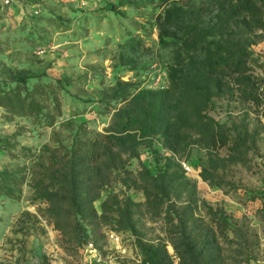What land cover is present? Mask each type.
<instances>
[{"label":"rangeland","instance_id":"rangeland-1","mask_svg":"<svg viewBox=\"0 0 264 264\" xmlns=\"http://www.w3.org/2000/svg\"><path fill=\"white\" fill-rule=\"evenodd\" d=\"M21 75L29 87L62 85L61 114L49 126L0 106V171L24 177L15 195L0 189V264H91L90 241L100 258L92 264H159L160 241L174 264H264V0H0V85ZM203 82L209 99L197 91ZM198 107L222 135L196 127ZM140 113L147 131L132 130L136 151L121 154L124 168L95 205L102 212L116 192L145 202L148 172H184L196 186L192 250L170 242L163 208L174 199L144 203L134 230L95 234L58 227L33 198L79 134L108 133ZM204 167L224 185L203 179Z\"/></svg>","mask_w":264,"mask_h":264},{"label":"trees","instance_id":"trees-1","mask_svg":"<svg viewBox=\"0 0 264 264\" xmlns=\"http://www.w3.org/2000/svg\"><path fill=\"white\" fill-rule=\"evenodd\" d=\"M238 64V61H236ZM60 82V80L58 81ZM129 83L118 81V84ZM59 87L52 82H37L32 87L27 84L26 75H21L13 87L0 85V106L18 114L33 117L37 123L53 125L61 114ZM198 93L207 99L212 89L207 82L198 85ZM128 99V96H123ZM119 111V110H118ZM119 114V112H117ZM196 127L211 137L214 133L223 134V124L212 115L202 112L200 107L193 115ZM144 118L140 113L138 119L123 116L120 124H113L108 133L97 131L79 134L73 147L57 162L56 169L47 168L34 184L33 198L43 200L46 206L41 208L43 215L56 222L58 227L66 228L75 224L84 233L89 225L96 234L103 226L116 229H136L138 226L141 206L147 202H168L163 208L166 230L170 242L177 251L181 249V241H186L189 248L193 238L198 236L193 202L196 200L195 183L178 170H162L156 175L147 173L149 184L145 190V202L135 200L131 196H120L109 193L102 201V212H98L95 201L102 195L105 187L118 178V170L124 168L121 154L136 151L137 141L132 130L141 124ZM142 131L147 128L140 125ZM225 136V135H223ZM246 133L239 135L237 144L247 142ZM200 175L212 184L224 185V179L214 169L202 168ZM24 182V177L16 171L4 169L0 171V189L2 192L15 195L16 185ZM183 199L177 204V200ZM155 199V200H154ZM153 250L155 261L159 264H174L167 243L160 241ZM211 249H216L212 247ZM210 252V248L207 249Z\"/></svg>","mask_w":264,"mask_h":264},{"label":"built area","instance_id":"built-area-1","mask_svg":"<svg viewBox=\"0 0 264 264\" xmlns=\"http://www.w3.org/2000/svg\"><path fill=\"white\" fill-rule=\"evenodd\" d=\"M182 165L186 168V169H192L190 162L188 160H182ZM116 239H119V235L116 234ZM87 250L91 253L90 259H89V263H94L93 259H97L99 260L100 258L98 257V249L96 247V244L92 241H90L87 244Z\"/></svg>","mask_w":264,"mask_h":264}]
</instances>
